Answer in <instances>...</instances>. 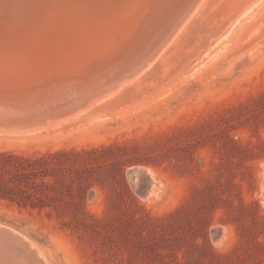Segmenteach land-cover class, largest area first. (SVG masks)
<instances>
[{
    "label": "rangeland",
    "instance_id": "obj_1",
    "mask_svg": "<svg viewBox=\"0 0 264 264\" xmlns=\"http://www.w3.org/2000/svg\"><path fill=\"white\" fill-rule=\"evenodd\" d=\"M256 6L236 18L232 0H208L165 62L115 100L0 136V228L32 249L0 237V264H264ZM135 166L157 181L148 198L128 176Z\"/></svg>",
    "mask_w": 264,
    "mask_h": 264
},
{
    "label": "bare ground",
    "instance_id": "obj_2",
    "mask_svg": "<svg viewBox=\"0 0 264 264\" xmlns=\"http://www.w3.org/2000/svg\"><path fill=\"white\" fill-rule=\"evenodd\" d=\"M260 1L232 0L236 18ZM207 3L0 0V136L55 129L115 100L165 62L167 50ZM145 172L135 187L148 198L157 181ZM261 188L264 202V177ZM5 230L0 237L15 244L8 235L18 233ZM17 245L30 257L31 245Z\"/></svg>",
    "mask_w": 264,
    "mask_h": 264
},
{
    "label": "water",
    "instance_id": "obj_3",
    "mask_svg": "<svg viewBox=\"0 0 264 264\" xmlns=\"http://www.w3.org/2000/svg\"><path fill=\"white\" fill-rule=\"evenodd\" d=\"M146 171V169L145 168H143V167H140V166H135V167H132V168H130L129 170H128V176L130 177V179H132V183H133V185L134 186H136V184L138 183V181H139V179L137 180V178L135 179L134 177L135 176H138V177H140V175H145V172ZM135 188H137V187H135ZM138 190H140L141 191V189L138 187L137 188ZM0 230L2 231H8V230H5V229H3V228H0ZM220 228H217V229H215V231H214V235L216 234V236L217 235H219L220 233ZM6 233V232H5ZM9 233H10V231H9ZM8 235V234H7ZM14 242H15V245L16 246H18L17 244H18V242L20 243V242H22V243H25V245H30L27 241H26V239L24 238V236H22V235H20V234H11L10 233V235H8ZM30 251V250H29ZM28 251V253H30Z\"/></svg>",
    "mask_w": 264,
    "mask_h": 264
}]
</instances>
